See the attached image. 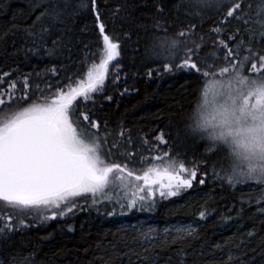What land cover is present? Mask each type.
<instances>
[{"label": "trees", "instance_id": "16d2710c", "mask_svg": "<svg viewBox=\"0 0 264 264\" xmlns=\"http://www.w3.org/2000/svg\"><path fill=\"white\" fill-rule=\"evenodd\" d=\"M87 2L88 7L80 9V0H0V74L9 73L0 80V98L6 101L0 107L13 110L7 106L6 93L19 97L25 77L29 100L34 98V84L44 88L47 82L54 91L58 82L68 83L66 75L73 77V87L87 79V68L100 62L97 20L91 0ZM261 4L262 0H245L242 5L247 27L256 33L250 40L241 21H233L226 32L215 33L223 12L193 7L187 0H96L100 22L105 33L119 43L120 56L109 66L103 94L94 96V104L89 102V121L99 124L102 135L107 125L111 133L108 147L113 138L121 145L112 149L116 153L112 159L127 163L134 176H142L154 165L163 173L167 161L176 159L186 168H195L196 178L178 196L157 195L150 209L121 213L107 201L90 205L80 200L81 207L55 219L27 216L16 230L0 237V264H264V201L257 203L260 187L233 188L214 176V167L221 174L228 168V156L223 149L209 151L208 141L192 130L200 74L176 69L183 52L166 61L167 53L154 51L160 40L177 38L181 29L195 25L193 38L197 43L204 38L200 56L209 63L215 58L217 71L225 51L218 40H227L237 27V40L242 36L246 44L264 54L262 29L256 23L261 19L257 15ZM56 5L62 13L59 19L53 18ZM234 43L229 42V47ZM245 54L241 48L240 55ZM193 60L201 66L195 56ZM165 62L172 64L171 72L165 70ZM10 81L16 82L15 89L8 88ZM79 102L80 98L74 104ZM12 103L16 105L15 100ZM121 130L124 138L118 135ZM161 133L166 143L156 140ZM129 134L131 143L125 144ZM128 152L134 155L126 159ZM0 210L1 217L10 214L2 206ZM113 210L116 214L109 215ZM11 222L16 225L15 218ZM149 224L154 227L147 229ZM177 224L192 225V234L178 239L172 229Z\"/></svg>", "mask_w": 264, "mask_h": 264}, {"label": "snow or ice", "instance_id": "6c2138e0", "mask_svg": "<svg viewBox=\"0 0 264 264\" xmlns=\"http://www.w3.org/2000/svg\"><path fill=\"white\" fill-rule=\"evenodd\" d=\"M184 2L181 0V3ZM187 2L193 7L214 8L223 12L221 26L213 29L217 34L226 32L233 21H241L250 40L256 35L247 27L249 21L245 19L247 13L242 7L245 0ZM87 7V0H80L78 8ZM91 7L100 35V62H93L87 68V79H80L73 87V77L66 75L64 80L68 83L58 82L54 91L47 82L44 88L34 84V98L29 100L26 91L29 85L25 77L21 82L22 94L19 97L11 92L6 93L7 106L13 110L7 112L6 108L0 107V113H7L0 115V206L12 212V215L0 217V237L16 230L29 215L43 220L67 215L74 208L81 207L80 200L90 205L107 201L113 205V209L118 207L121 213L125 209H150L156 202L157 193L161 198L178 196L182 190L191 188L196 178L195 168H186L183 162L176 159L167 161L163 173L154 165L148 167L142 176H134V172L128 170L127 163L122 165L112 159L116 155L112 149H119L120 142L113 138L109 148L111 133L107 125L102 135L99 124L94 119L89 121L87 109L89 102L95 103V95L103 94L109 66L120 56V45L105 33L100 12L96 11V0H91ZM245 7L250 8L251 5ZM58 8L59 5L54 8V19H59L62 14L56 10ZM258 9L257 15L261 19L256 23L262 29L259 35L264 39V0ZM194 33L195 25H190L187 30L181 29L177 38L160 40L154 51L159 49L157 54L167 53L166 61L169 57L174 60L178 52H183L176 69H190L200 74V97L191 118L192 130L208 141L209 151L223 149L227 153L228 168L221 174L214 167V176L233 188L259 186L261 197L257 203H261L264 201V75L259 74L264 72V54L246 44L242 36L237 40L240 33L237 27L227 35V40H218V46L225 51L217 71L215 58L209 63L200 56L204 38L201 36V43H197L193 38ZM229 42H235L233 47L236 52L229 47ZM241 48L245 55H240ZM49 54L52 55L53 50L50 49ZM212 55L215 57L214 53ZM194 56L200 60L201 66L193 60ZM86 63L82 61V64ZM164 68L171 72L172 64L165 62ZM253 73L257 75L253 76ZM7 76V72L0 74V80ZM8 88L15 89L16 82L10 81ZM53 96L55 99H52ZM78 98L79 104H74ZM13 100L16 105L24 106L17 107ZM5 103V99L0 98V106ZM118 135L124 138V130L119 131ZM156 140L166 143L163 133ZM124 143H131L130 134ZM133 155L128 152L126 159ZM140 162L143 163V160ZM162 175L167 182L161 179ZM134 181H143V184ZM199 183L203 184L204 180L201 179ZM49 212L51 215H48ZM108 214L115 215L116 212L113 210ZM204 215V211H201L200 216ZM13 218L16 225L11 222ZM191 234V226L177 230L178 239Z\"/></svg>", "mask_w": 264, "mask_h": 264}, {"label": "rangeland", "instance_id": "374dc122", "mask_svg": "<svg viewBox=\"0 0 264 264\" xmlns=\"http://www.w3.org/2000/svg\"><path fill=\"white\" fill-rule=\"evenodd\" d=\"M187 176V175H186ZM164 182H166V181H164ZM139 183L140 184H143V181H139ZM155 187H159V185H156ZM183 191V190H182ZM181 191V192H182ZM181 194V193H180ZM157 195H159L158 193H157ZM168 198H173V197H168ZM9 212H10V214L12 215V212H11V210H9ZM1 214H2V211L0 210V217H1ZM8 212H7V214H6V216L7 215H10ZM49 214L51 215V212H49ZM34 215H29L28 217H33ZM27 217V216H26ZM36 217V216H35ZM34 217V218H35ZM189 226H191V229L193 230L194 229V227L192 226V225H183V224H177V225H175L174 227H172V229H173V231L174 232H176L177 233V230L178 229H186V228H188ZM154 227V225L153 224H149V225H147L146 226V228L147 229H152Z\"/></svg>", "mask_w": 264, "mask_h": 264}, {"label": "water", "instance_id": "95a60500", "mask_svg": "<svg viewBox=\"0 0 264 264\" xmlns=\"http://www.w3.org/2000/svg\"><path fill=\"white\" fill-rule=\"evenodd\" d=\"M163 180V179H162ZM167 180V179H166Z\"/></svg>", "mask_w": 264, "mask_h": 264}]
</instances>
